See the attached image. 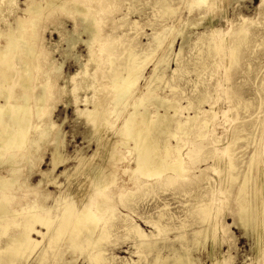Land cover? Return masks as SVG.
<instances>
[{
    "label": "rangeland",
    "instance_id": "374dc122",
    "mask_svg": "<svg viewBox=\"0 0 264 264\" xmlns=\"http://www.w3.org/2000/svg\"><path fill=\"white\" fill-rule=\"evenodd\" d=\"M24 1L17 0L15 7L18 10L24 9ZM76 1L90 2L94 7L102 8V15L97 23L101 41L95 39V44L92 41V46L96 49L92 47V51L97 52L105 43L114 42L108 46V51L98 53L102 63L97 66L98 68L95 66L91 69V76L93 74L91 83L96 84H91L93 86H91L92 95H94V100L91 103L100 104L102 111L110 116V120L119 123L120 127L116 124L114 128H121L123 118L126 117V113H129L127 109L130 102L137 100L142 93L146 92L148 82L151 77L153 78L156 69L157 64L154 63L156 61L167 60L168 69L167 67L163 68L167 69L163 82L152 80V88L158 95L181 100L180 106L183 109L178 116H193V111L187 108L192 107L189 105L196 104V99L201 97L203 92L208 95V102L203 105V109L205 111L212 109V113L207 115V118L212 121L210 126L206 129H203L202 126L193 128L189 136L191 137L202 130L208 134L201 157L193 165L192 173L199 176L198 178L189 175L188 180H180L158 191L151 188L148 192L136 191L139 190L142 182H137L136 178V184H131L132 181H130L126 186L129 189H122L121 192L123 194L131 192L130 195H134L122 200L116 195L120 185L111 186L109 192L113 195V203L110 205L117 209V215L108 217L100 224L101 227L105 226L110 229L107 232L110 237L102 238L103 249L106 251V263L154 264L156 258L154 250L149 252L146 244L138 248L137 240L130 237L129 232L124 230L123 227L126 224L118 225L119 220L123 217L129 218L141 230L144 229L143 231L150 237L152 234H158L156 239L151 240L158 241L154 249L161 248L163 254L173 255L168 249H165L169 245H174L179 251L189 245L191 256L198 264H211L213 259L221 257V255L228 257L231 264H264V249L258 245L259 237L253 235L249 228L239 224L240 212L243 211L242 205L248 207L251 205L252 208H255L254 223L264 222L263 207L259 205L264 201V190L261 188L264 183V0H211L213 3L210 4L213 7L208 4V0L207 4L200 6L194 3L195 0H169L175 13L161 17L152 15V10H150L151 4L156 0H106L107 3L103 0ZM160 6L161 4H157L153 10L160 9ZM208 6H211L210 9ZM70 12L60 9L45 11L44 15L39 17L35 23L33 30L30 22L36 16H23L26 22L24 23V36L37 45L42 53L44 63L54 58L57 59H54V63L58 62L62 58V51L67 49L66 45L61 43L60 51H57L58 47H55V44L59 42L62 32L60 30L57 32L55 27L63 23L66 24L64 27L67 30H80L81 22L75 14H70ZM15 17H17L15 12L10 13L7 18L8 22L11 21L14 24ZM244 19L247 20V24ZM163 25L175 26L172 31L169 29L164 33L161 32ZM243 25L248 26L247 35L241 32ZM0 27L4 30L7 29V25H4L2 20H0ZM178 30H184V35L177 36ZM157 32L165 34L159 39L162 41H165L170 35L166 39V43L171 39L172 45L168 48L152 50L148 43L153 42L152 36ZM203 38H205V42L199 43ZM237 40L245 41L239 43L237 55L232 56L233 59L230 55L233 51L231 45ZM219 42L222 43V49L216 45ZM209 43L213 54L208 60L209 69L204 71L201 70L202 68L200 69V59L204 57L203 54ZM215 46L219 49L217 50ZM131 48H135L143 58L140 62L144 63L142 72L144 79L139 81L138 88L134 96H131L130 101L117 111V115L121 116L117 121L116 110L112 113L110 106H107V99L113 96V92H110L113 85L110 78L116 74L118 66L125 62L126 56L129 54L128 49ZM219 51L223 53L219 54ZM75 53L77 55L63 59L65 61L62 68L63 73L57 71V66L53 67L52 63L45 67V71L57 73L50 79V85L47 87L49 98L47 105L50 107L51 117L49 118L53 119L58 126L63 123L62 129L68 143L67 153L71 156L75 154L74 151L77 148L89 145V141L87 142L83 136L85 127L82 122L84 120H78L74 112L76 109L74 104L78 102L84 108V98L88 93L89 95L92 93L91 89L88 92L81 88L83 92L78 89L72 94H67L69 85L71 88L78 81V79H69V81L65 77L74 74L78 68L74 58L87 55V49L82 42L76 45ZM149 54L154 59L145 61L144 58ZM110 55L115 58L112 64L107 60ZM121 68L123 69V67ZM121 68L117 72H121ZM157 73L162 75V68H159ZM66 82V88L62 90L63 84ZM157 86L158 88H156ZM96 92H99L98 95ZM68 98L73 102L66 108ZM148 106L150 108L148 110H152L150 106L153 104L149 103ZM89 108L92 109L93 105H89ZM105 109L107 110L105 111ZM171 115L174 113L171 112ZM203 117L200 116L199 121L206 118ZM66 118L67 121H65ZM120 119L122 122L119 121ZM202 141L198 138L194 144ZM171 142L176 145L177 139L172 138ZM120 148L121 155L126 159L121 160V165L130 162L131 166H134V159L130 156L127 158L128 150ZM50 149V146L46 145L40 151L44 157L40 166L43 171L50 167ZM228 154L233 158L235 170L228 171L226 168L230 160ZM256 159H258L257 162ZM187 162L190 163L189 160ZM121 165L120 167H122ZM231 174L236 177L235 180L231 179ZM144 177H142L143 181L147 178ZM30 179L33 184H36L39 182L40 176L34 174ZM246 180V190L240 192L241 185L245 184ZM155 182L152 184L153 186ZM182 185L183 187H179ZM49 190L56 194L54 187H49ZM95 199L98 200V198ZM57 214L58 211L53 212V216ZM155 224L168 227V229L159 234ZM44 231L46 232V230ZM195 231H200L201 234L194 236ZM17 233L16 229H11L7 236L0 237V248L5 247L8 237ZM206 233H209V237L205 240ZM181 235L185 239L183 243L177 239ZM196 241L197 244H195ZM42 242L33 253L24 254L18 259L13 258L2 264H94L90 259L94 251L88 245L85 253L80 254L79 251L74 253L70 249L71 245L64 241L53 243L51 246L48 239ZM45 248L46 255L45 252L43 253ZM5 257L1 255L0 259Z\"/></svg>",
    "mask_w": 264,
    "mask_h": 264
},
{
    "label": "bare ground",
    "instance_id": "6f19581e",
    "mask_svg": "<svg viewBox=\"0 0 264 264\" xmlns=\"http://www.w3.org/2000/svg\"><path fill=\"white\" fill-rule=\"evenodd\" d=\"M208 1V4L213 3L211 0ZM16 2L17 0H3L0 4V20L4 25H7L6 30L0 27V39H2L0 41V222H3L0 223V237L7 236L11 229H16L18 233L8 237L5 247L0 248V256H6L4 259H0V264L13 258L18 259L24 254L33 253L46 239L49 240L50 246L59 241L67 242L71 245L70 249L74 253L79 251L80 254L85 253L88 245L94 251V254L90 256L91 262L94 264L105 262L107 264L102 238L104 236L106 238L110 237V234L107 233L110 229L105 226L101 227L100 224L108 217L117 215V209L110 205L113 203V195L109 192L111 186L114 184L120 185L116 195L122 200L134 195H130L131 192L128 191L124 194L121 192L122 189H129L126 186L130 181H132L131 184L135 183L136 178L137 182L142 181L139 190L136 191L145 192H148L151 188L158 191L180 180H188L189 175L198 178L199 176L197 177L192 173L193 165L201 157L208 134L202 130L191 137L189 136L193 128L202 126L203 129H206L212 122L210 118H207V115L212 113V109L210 111L203 109V105L208 102V95L203 92L201 97L196 99V104H192V101H190L192 105L189 106L192 107L187 109L193 111V116H178L183 109L180 106L181 100L158 95L152 88V80L163 82L168 69L167 60L156 61L154 62L157 64L156 69L153 78L151 77L148 82L146 92L139 96L140 99L130 102L127 109L129 113H126V117L123 118L121 128L116 129L114 126L118 124L120 127L119 123L112 122L110 116L102 111L100 104L91 103L94 100V95H92V85L94 83H91L93 76V74L91 76V69L102 63L98 53L108 51V46L114 43L112 41L105 43L100 48L97 47L99 48L97 52H93L96 50L92 46L93 42L96 43L94 40L101 41L97 23L99 17L101 18L102 8L94 7L90 2L88 4L76 0H25L23 2L24 9L18 10L15 7ZM103 2L107 3L106 0H103ZM194 3L200 6L207 4V0H195ZM157 4H161L160 9L153 10ZM210 7L208 6L209 9ZM50 9L71 11L70 14H75L81 22V28L78 31H70L69 29L68 31L65 29L66 24L63 23L54 28L57 32H59L58 30L62 32L59 42L55 44V47H58L56 48L57 51H60L59 46L61 43H64L67 47L61 53V60L56 63H54L57 60L55 58V60L49 59L50 61L44 63L42 53L37 45L24 36L23 33L25 30L24 23H26L23 16H36L30 22L33 30L39 17ZM150 10H152V15H160V17L175 13V9L171 6L169 0H156L151 4ZM12 12L17 14V17L14 18V24L7 20ZM139 12H142V10H139ZM143 12L145 13V10ZM244 22L247 24V20L244 19ZM174 26L163 25V31H160L164 33L169 29L172 31ZM247 27L243 25L241 28V32L245 35L248 34ZM164 35L159 32L154 33L152 36L153 42L148 41L149 47L154 51L162 47H170L172 45L171 39L166 43V39L170 35L165 41L159 40ZM182 35H184V30H178L177 36ZM244 41L237 40L231 45L233 49L230 53L231 57L237 55V46ZM79 42L85 45L87 55L76 56L74 58L76 65H78L76 72L65 77L68 78L66 80L78 79L77 84L71 88L69 85L67 94H72L78 89L81 90V88L88 92L91 89L92 96L89 93L86 96L85 91L83 93L86 96L83 101L84 108L78 102L74 104L76 107L74 112L78 120H84L82 122L85 127L83 136L87 142L89 141V145L84 148H77L74 151L75 154L71 156L67 153L68 143L66 134L62 129L63 123L58 126L53 119H50V107L47 105L49 101L47 87L50 85V79L56 76L57 73L45 71V67L52 63L53 67L57 66V71L62 72L65 65L63 59L71 55H77L75 49ZM202 42H205V38L200 40L199 43ZM219 44L216 45L222 49V43L219 42ZM92 47L95 50L92 51ZM218 47H216L217 50ZM128 51L129 54L126 56L125 62L118 66L116 74L110 78L113 84L110 92H113V96L110 99L108 98L109 100L107 99V106H110L112 113L116 110L117 121L121 117L117 115V111L121 110L122 106L130 101L131 96H134L138 88L139 81L144 79L142 73L144 63L140 62L143 58L135 48L128 49ZM151 54L144 58L145 61L154 59L153 54ZM212 54L209 43L203 54L204 57L200 59L199 66L200 69L202 68L201 70L207 71L209 69L208 60ZM114 59L110 55L107 59L108 63L112 64ZM164 67H167V69H163ZM120 68L121 72H117ZM159 68H162V75L157 73ZM66 84L67 82L63 84L64 88L62 90H65ZM95 88L97 87L95 86ZM95 88L93 89L95 90ZM71 102L73 101L68 98L66 108ZM100 102L102 101L100 100ZM149 103L153 104V106H150L152 107L150 111L148 110L150 109L148 108ZM89 105H93V108L90 109ZM141 109L143 111H140ZM171 112L174 115H171ZM200 116L206 118L203 117L204 119L199 121ZM65 121H67V118ZM119 121L122 122L121 119ZM172 138L177 139L176 145L171 142ZM198 138L203 141L194 144V141ZM46 145L51 148L49 150L50 167L43 171L40 166L44 157L41 155L42 153L40 154V151ZM120 147L126 148H122L123 150H128V153L126 152L128 156H126L134 159V166H131L130 162H126V165L123 162L125 167L121 165V160L126 159L121 155ZM228 157L230 160L228 167H226L227 170H235L236 166L233 158H231L232 156L229 155ZM61 168H63V171L60 172ZM34 174L40 176V180L36 184L30 181L31 176ZM143 176L147 177H144L146 182L142 180ZM235 178L231 174V179L235 180ZM154 182L155 185L153 186ZM246 184L247 180L245 184L241 185L240 192L246 190ZM51 186L56 189V194L49 190ZM179 187H183V185ZM261 188L264 190V183ZM95 198H98V200ZM259 205L263 207L264 212V201ZM242 208L239 224L249 228L253 235H257L259 237L258 245L261 249H264V222L254 223L253 213H255V208H252L251 205L249 207L242 205ZM54 211H58L56 216H53ZM119 221L118 225L126 224L123 228L129 232L130 237L137 240L136 245H138V248L146 244L149 252L154 250L156 253L154 264H198L191 256L189 245L184 246L185 248L181 249L182 251L176 249L174 245H169L165 249H168L173 255H170V253L163 254L161 248L154 249L158 241L151 240L156 239L158 234H152V237H150L143 231L144 229L141 230L129 218L122 217ZM155 227L158 228L159 234L168 229V227L156 224ZM199 234H201L200 231L194 232V236ZM35 236L42 240L36 239ZM208 237L209 233H206L205 240ZM177 239L180 243L185 241L183 235L177 237ZM197 241L195 244H197ZM162 248L164 249V247ZM44 252L46 255V248ZM211 264L231 263L228 257L221 255V257L213 259Z\"/></svg>",
    "mask_w": 264,
    "mask_h": 264
}]
</instances>
